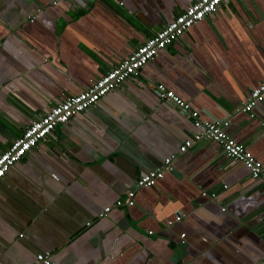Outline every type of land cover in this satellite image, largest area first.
<instances>
[{
	"label": "crops",
	"instance_id": "crops-1",
	"mask_svg": "<svg viewBox=\"0 0 264 264\" xmlns=\"http://www.w3.org/2000/svg\"><path fill=\"white\" fill-rule=\"evenodd\" d=\"M193 1L0 0V152ZM263 78L264 0L220 3L5 172L0 264H264V182L212 141L179 152L196 129L153 87L227 120L264 164V100L251 116L235 109ZM171 154V169L135 187ZM131 189L133 205H115Z\"/></svg>",
	"mask_w": 264,
	"mask_h": 264
},
{
	"label": "built area",
	"instance_id": "built-area-1",
	"mask_svg": "<svg viewBox=\"0 0 264 264\" xmlns=\"http://www.w3.org/2000/svg\"><path fill=\"white\" fill-rule=\"evenodd\" d=\"M60 1V0H57ZM226 0H195L186 5L170 21L155 30L146 37L134 50L121 59L114 66L106 70L93 84L77 94L68 96L62 101L52 105L47 112L40 117L30 121L23 128L20 135L13 138L9 146L0 152V178L5 172L29 150L34 148L39 141L44 140L58 124H63L78 112L84 111L92 106L101 96L108 91L117 88L125 80L135 78L139 69L165 46L174 42L192 24L214 12L218 5ZM156 94L162 100L170 102L179 108L189 119H191L196 132L192 138L185 139L178 147L179 152H184L194 141L206 139L212 141L222 149L226 157L240 161L247 169L251 178L264 182V164L258 161L252 153L241 143L235 141L226 131L227 120L208 121L201 119L195 110H192L188 102L182 100L171 90L162 84L154 86ZM264 100V78L260 80L257 87L249 91L246 100L236 109L248 112L251 116L253 106ZM174 155L163 159L162 164L150 171L141 173L135 180V187L152 186L157 178H160L165 170L172 168ZM134 190L125 193L124 200H116L115 205H133ZM213 196V194H211ZM110 207L105 206L99 217L104 216ZM179 216L175 217L178 220ZM264 222V221H263ZM150 233V231H148ZM180 236H183L181 234ZM36 263L51 264L47 256L37 254ZM25 264H34L26 262Z\"/></svg>",
	"mask_w": 264,
	"mask_h": 264
}]
</instances>
